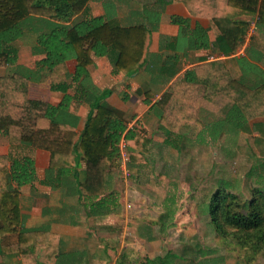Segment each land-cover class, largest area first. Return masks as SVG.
<instances>
[{"label":"trees","instance_id":"16d2710c","mask_svg":"<svg viewBox=\"0 0 264 264\" xmlns=\"http://www.w3.org/2000/svg\"><path fill=\"white\" fill-rule=\"evenodd\" d=\"M92 1L0 0V70H4L0 73V135L8 138L11 147L48 152L47 184H65L85 196H99L104 191L105 172L122 162L121 141L126 131V126L122 128L116 120L115 111L104 105L112 92L91 83L88 67L94 56L107 57L125 75L136 74L145 62L149 36L146 26L122 27L116 19L88 26L93 20ZM172 2L182 4L190 16L210 22L216 33V47L226 57L244 44L254 17H258L257 26L264 30V0ZM78 16L84 21L75 24ZM173 22L183 27L186 23L182 19ZM33 25L38 26L35 33L29 31ZM30 33L36 35L33 55L42 56L34 70L18 64L17 44ZM191 34L184 28L181 32L184 37ZM72 60L78 68L75 76L69 72ZM31 82L49 83L52 92L63 94L62 100L53 106L32 99ZM76 84L85 91L80 93L77 86L74 88ZM75 96L82 101L75 100ZM82 106L89 107V114L79 132ZM153 109L171 133L201 134L207 125L201 116L204 112L240 129L254 119L264 118V79L248 84L235 78L225 61L204 62L172 83ZM142 137L136 132L125 136L130 169L144 164L140 163L142 148L138 147ZM81 167L85 173L82 181ZM34 178L35 163L31 158L0 156V255L17 254L24 264H51L59 256L58 236L46 229H26L23 224L21 188ZM249 188L248 200L219 188L208 210L215 235L226 245L244 249L254 260L259 254L264 256V188L253 183ZM103 207L99 202L93 211ZM37 249L46 250L45 263L38 261ZM62 259L55 264H67ZM160 260V264L166 263V259ZM155 262L149 260L147 264Z\"/></svg>","mask_w":264,"mask_h":264},{"label":"crops","instance_id":"0c3cea01","mask_svg":"<svg viewBox=\"0 0 264 264\" xmlns=\"http://www.w3.org/2000/svg\"><path fill=\"white\" fill-rule=\"evenodd\" d=\"M161 2L163 1L105 0L104 3H100L93 0L90 3V16L92 18L102 17L101 19H105L103 22L116 19L122 27L144 25L149 29L145 47V62L136 74L125 75L107 57L94 56L93 64L88 67L91 83L99 89L111 90L112 92L105 100L104 105L115 111L116 120L121 123L122 128L126 126L121 145L125 142L127 134L136 132L144 137H142V141L138 142V147L142 148V152L146 150L147 153L158 150L157 146H160L162 142L166 144L165 149L168 151V146L173 143H176V146L187 143L186 133H180L184 136L179 137L176 141L169 137L168 132L170 131L161 124L153 109L154 104L161 98L162 94L172 83L183 78L187 70L204 62L223 60L237 79L244 80L248 84H255L264 79V32L262 36H259V27L249 43L246 56L241 58L235 57L234 54L229 57L222 56L215 44V30L209 21L190 16L182 4L174 3L172 0ZM155 4L157 5L155 6ZM96 7L100 8L96 9ZM169 16H178V19L185 20L184 27L178 24L174 28V22L172 21V23L171 20L169 22ZM247 19L250 20L251 18ZM77 21H84V17L78 16L75 18V22ZM183 28L186 33L192 34L187 35L188 37L182 36ZM29 36L32 38L31 45H25V41L17 44L19 48L18 64L34 70L36 62L42 56L33 55L32 47L35 44L36 35L30 33ZM189 43L192 44L191 47ZM32 56L37 58L33 60ZM211 56L218 58L210 61ZM26 59L32 64L25 62ZM74 62L73 60L69 62L71 74H73L71 67L76 68L74 65L76 62ZM3 71L0 70V73ZM29 94L32 99L43 100L53 106H56L63 98V94L50 90L49 83L31 82ZM149 94L152 95L151 98L147 97ZM78 98L75 96L74 99L82 101ZM88 114L89 107L82 106L79 132L84 128ZM201 116L203 119L215 118L206 112L202 113ZM208 127L207 124L203 132ZM248 127L247 134L250 138L252 137L251 142L256 145L253 150L257 152V156L260 154L259 158L264 160V118H257L248 122ZM159 135H162V138ZM4 155H12L15 158L29 157L35 163L34 181L21 188V212L26 229H46L58 236L59 256L51 264H55L62 258L67 264H105L99 257H110L107 250L116 246L113 245V242L121 243L120 246L125 247V219L129 216L125 205L130 203L133 195H138L135 193L130 195V193L125 192V170L122 162L117 168L108 169L105 172V188L99 196H85L81 195L78 190H70L65 184L56 187L47 184V181L50 180L49 175L47 176L50 165L48 152L23 146L11 147L8 138L5 135H0V156ZM84 178V169L81 167L80 181ZM256 182L257 185L258 183L259 185L264 184V182ZM189 189L192 190L191 192L188 191L189 199L192 200L191 205H189L191 209L197 205L196 203L192 204L196 198V191H193L192 186ZM99 202H102L104 207L100 211L96 208L97 212L95 213L93 207ZM203 204L201 202V206ZM173 211L175 215H186L185 209L181 213L175 212L176 209ZM164 216V220L172 217V215L168 216L167 214ZM144 217L141 215L140 218H132L133 224H129L128 221L126 228L128 231L130 227L134 234L133 241L138 245L137 260L141 256L146 259L144 264H147V261L157 260L159 257L158 255L154 259L146 257V248L149 250L148 254L150 249L157 250L158 238L162 239L163 237L165 239L168 236L166 235L168 225L167 222L162 221L161 225L158 224L162 228L156 233L145 225H140L141 223L144 224ZM150 221L156 223L153 219ZM147 232L159 236L151 238ZM35 255L38 261L45 263L46 250L37 249ZM171 256H173L172 253L167 257ZM127 262L130 263L131 260L128 258ZM211 262H216V259L206 263ZM0 264L24 263L19 255L10 253L0 255Z\"/></svg>","mask_w":264,"mask_h":264},{"label":"rangeland","instance_id":"374dc122","mask_svg":"<svg viewBox=\"0 0 264 264\" xmlns=\"http://www.w3.org/2000/svg\"><path fill=\"white\" fill-rule=\"evenodd\" d=\"M97 1L104 3L105 0ZM161 1L164 3L170 0ZM117 4L120 5L119 2ZM99 8L96 7V9ZM169 17V22L178 19V16ZM101 18H93L88 26L105 20ZM78 23L79 21L75 22V24ZM177 25L178 23H173L174 28ZM36 29L38 26L33 25L29 31L33 32ZM263 32L260 28L258 35L262 36ZM25 42V45H31V36L25 39ZM32 58L34 60L37 57L32 56ZM27 63L32 64V62ZM74 65L76 68L71 67V70L75 76L78 68L76 64ZM76 86L82 93L83 86L78 84ZM211 116L215 118L206 119L209 127L201 135L192 131L168 132L169 137L175 141L184 136L180 133H186V138H184L188 139L187 143L179 146L173 143L168 146V151L165 149L166 144L162 142L160 146H157L158 150L151 153H147L146 150L142 152L141 158H143L140 163L144 164L139 168L130 169L129 166L126 168L125 192L130 195L135 193L139 197L133 195L130 203L125 205L129 212L128 218L125 219V247L120 246L121 243L113 242L116 246L107 250L110 257H99L105 264H144L146 262V259L141 256L137 260L138 245L133 241L134 234L130 227L128 231L126 228L128 221L129 224H133L132 218H140L141 215L145 216V222L140 225H145L156 233L162 228L160 226L162 221L167 222L168 225L166 235L169 237L158 238L157 250L150 249L148 254L149 250L146 248V257L154 259L158 255L159 258L154 264H160V258H166L171 253L173 256L167 257L165 264H205L215 259L216 262L210 264H223L224 262L225 264H247L248 262L264 264L262 254L250 260L251 256L244 249L232 244L226 245L221 238L215 235L209 224L211 219L208 204L219 188H226L238 193L244 200H248L251 197L250 183L257 185L256 181L264 182V160L259 158L260 154L257 156V152L253 150L256 145L251 142L252 137L250 138L247 134L248 123L238 129L233 124L220 120L214 115ZM214 123L218 124L213 125ZM190 186L193 187V191H196V198L192 204H197L191 209L189 205L192 200L188 195L192 191L189 189ZM257 186L264 188L263 183L260 185L258 183ZM201 202L204 203L203 206ZM173 209H176L175 212L179 211L178 213L185 209L186 215H175ZM160 213H162L161 216ZM164 214L172 215V217L164 220ZM150 219L156 223H151ZM147 235H151V238L159 236L158 234L152 235L151 232H147ZM128 258L131 260L130 263L127 262Z\"/></svg>","mask_w":264,"mask_h":264},{"label":"built area","instance_id":"2783aa9c","mask_svg":"<svg viewBox=\"0 0 264 264\" xmlns=\"http://www.w3.org/2000/svg\"><path fill=\"white\" fill-rule=\"evenodd\" d=\"M257 21H258V17H254L253 20L250 22L249 28H248L247 33H246L245 42H244V44L239 49H237V51L234 54L235 57L241 58V57L246 56V54H247V48L249 46V43L251 41V38L253 37V34L254 33H257V29H258ZM217 58L218 57L211 56L209 58V60L210 61L217 60ZM221 58H223V57H221ZM121 147L123 149V151H122V163L121 164L124 167V170L126 171V168L128 167L129 157L127 155V152L125 151V147H126L125 143H123L121 145ZM126 173H128V172H126Z\"/></svg>","mask_w":264,"mask_h":264}]
</instances>
